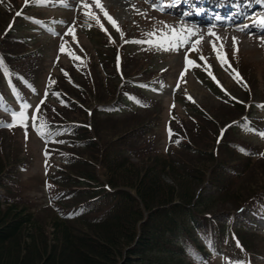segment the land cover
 <instances>
[{"label": "trees", "instance_id": "1", "mask_svg": "<svg viewBox=\"0 0 264 264\" xmlns=\"http://www.w3.org/2000/svg\"><path fill=\"white\" fill-rule=\"evenodd\" d=\"M5 54L0 52L3 65ZM99 66L110 100L98 95L93 70ZM61 68L64 76L55 79L56 92L42 106L36 131L0 126V264H207L212 248L231 239L228 226L216 216L246 204L264 207V186L253 192L238 189L264 153L241 146L235 123L225 136L233 144L215 139L212 147L199 145L202 131L195 134L183 126L171 131L174 144L161 149L150 121L104 138L94 119L116 99L118 84L109 82L116 78L114 69L92 54ZM15 78L17 71L4 65L1 96ZM231 107L240 111L227 123L245 113L244 105ZM41 125H46L43 135ZM4 133L15 141L21 136L31 142L36 134L46 139L45 154L57 162L49 205L23 197L20 175L31 153L28 158L11 149ZM43 211L50 214L48 220H40ZM237 237L244 249L256 251L259 237Z\"/></svg>", "mask_w": 264, "mask_h": 264}, {"label": "rangeland", "instance_id": "2", "mask_svg": "<svg viewBox=\"0 0 264 264\" xmlns=\"http://www.w3.org/2000/svg\"><path fill=\"white\" fill-rule=\"evenodd\" d=\"M20 1L21 0H16L17 8L20 6ZM261 1L264 2V0ZM30 2V5L43 6L42 9L45 7L48 10H37L34 9L33 6H30L31 9L41 11V17H44L42 20L36 18L32 19L35 25L38 24L43 27L35 28L34 26H28L30 30L34 31V36L32 37L31 34L29 36L22 31L21 26L24 24L21 21L17 22L16 31L20 29L21 32L14 33L13 36L30 37V40L34 41L31 42L32 47L37 50L33 52L30 57L14 59L13 67L15 70H25L28 74L35 75L37 80L41 82L44 87L50 89L47 80H44L45 76L56 68L54 67V63L59 59L60 61H66V52L69 50L70 45L75 44L74 40L77 36L81 37L85 51L89 53V50H91L97 62H105L110 69L113 67L115 49L110 51L102 47L103 37L98 34L102 31V28L96 21L88 19L85 15V9L82 7V3H87L91 6L90 11L94 13L96 17L106 19L92 0H62V3L61 0H46L44 5H38L34 3L33 0ZM157 2L158 1L154 0L152 3L146 4V6L145 3H141L140 0H101L104 9L119 25L120 31H117L110 23L112 26L111 32L120 36L121 43L126 41L127 35L130 39H133V43H136L135 41H144L141 38H149V33L154 34L153 38H158L161 34L167 33L170 27L176 29L189 27L183 22H175L172 13H170V15H161L158 11L162 12V8ZM169 3H171V0H163L162 5L163 7H167ZM133 6L138 11L133 10ZM259 7L261 6L259 5ZM14 10L15 7L9 11L4 6L0 5L1 39L2 34L8 30L7 26L12 23V20L9 21L11 17L10 12ZM261 14L264 15V11H262ZM180 16L182 17L181 13ZM52 17H55L57 20H51ZM50 21H55L53 23H56L58 27L50 28L45 25ZM151 28L156 30L152 31ZM189 28L195 31L193 27ZM70 29L74 30V37L68 34ZM124 32L127 33L124 34ZM90 33H92L93 39L89 41V37L86 35ZM216 34L219 35V33ZM97 35H100L102 38H98ZM255 36L256 38H238L241 40V43H237L238 49L241 52L240 63L238 64L233 61L234 65L244 74L249 82L248 86H251H249V90L247 89L248 86L246 87L245 84L237 82V80L233 78L231 68L229 69L227 65L222 67L217 61L211 48V44L217 42L214 37L205 35L203 43L199 46V53H191L190 58L194 60L196 64L200 65V67H191L186 74H183V77V54L189 51L187 45L183 49L176 51H163L158 49V51L148 57H146L147 52H145L144 57H138V52L141 53L142 48L149 46L146 45L147 43H136L132 46H125L126 51L121 53L123 57L122 69L124 75L125 73L126 75L128 74L129 78L135 77L136 74V76L144 75L147 79L151 74L158 71L163 76L166 75V85L149 87L148 92L145 94H141L133 87L128 88L126 90L127 101L120 106V109H118L115 115L96 114L94 121L95 126L100 130V136L104 138L112 137L134 125L137 126L150 121L151 124L154 125V129H152L154 139L157 141L159 147L163 149H166L170 143L169 137L166 136L168 130H164L168 126L174 130H179L184 126V128H189L193 131L196 130L194 131L195 134H197V131H202L201 134H197L199 135V145L202 147H212L213 142L218 136V128L222 127L223 124L230 121L232 118H235L240 111L237 108L231 107L228 102L225 103L226 100L229 99L228 97H235L240 101H257L264 99V67L263 65L261 67L260 64V60L264 59V46H262L261 43V40H264V34H256ZM220 38L221 40L217 43H222L226 49L231 51L233 48V39L231 40V38L223 36ZM195 40L196 38L192 37L189 44ZM62 45L64 46V52L60 51ZM4 48L10 53L18 51V49L15 48ZM38 50L42 52L43 55ZM97 51L100 53L106 52V54L102 57H98ZM134 54L137 56L132 59V55ZM201 55L207 60L208 64L211 65L210 70H205L203 66L204 61L199 59ZM102 58H105V60ZM228 63L232 66L229 61ZM93 73L94 80H96L99 85L100 91H98V95L104 100H110V97L105 95L107 94L105 86L100 82V80H106L107 78L104 75L103 69L99 66V68L93 70ZM56 75L57 73L54 77ZM213 76L215 79H213ZM109 82L111 86L115 87L116 80L109 79ZM136 82H138V80L134 78L130 83ZM80 83L84 84L85 79L81 78ZM144 83H147V80H144ZM214 85L220 86V90L221 88L222 90L218 91ZM64 87L69 89V86L66 84H64ZM137 95L143 97L149 95L160 102L157 107L148 109L145 108V105L149 106L150 104L141 105L138 103L136 101ZM25 96L31 98L32 101L30 102L32 103L28 105L32 108L39 98V93L34 96L33 93L26 92ZM187 96L200 104L201 109L209 113L211 117L204 116L202 112L199 114L188 113L185 106V98ZM262 106L264 105L256 104L255 109L261 111V115L264 117V107ZM7 107L6 105L4 108ZM20 107H17V110L14 112H19ZM173 107L178 108L173 110ZM26 114L28 116L27 122H29L31 119L30 110H26ZM70 118L79 119L73 114L70 115ZM9 119L12 121L11 115ZM12 135L11 133H4L2 135L11 140V149L18 151V153H22L21 155L25 157L28 156V158H30L31 153L30 162L27 164L25 171L20 175L23 197L30 201L31 204L34 203L39 206H41V204H47V200L50 199L52 194L48 187L51 189L52 186L50 182L47 185L45 179H51V175L55 168L53 164L57 165V162L54 160L48 162L46 159L41 160L40 151L42 152L43 150L44 152L46 149L42 141L35 136L31 142H27L23 137L21 138V136L17 137L19 141H15ZM251 138L264 147V137L253 134ZM240 140L243 144H250L247 139ZM24 144L26 146L29 144L30 149H26ZM263 186L264 158L256 161L249 174L239 184L238 189L244 192H253ZM39 216L41 221H45L48 220L50 214L48 211H43ZM225 220L233 225L239 224V226L257 229L264 223V214L256 213L254 210L243 209L240 212H236L233 219L225 217ZM262 228L263 227H260V229ZM262 233L264 235V231H262ZM256 243V248H253L256 250L254 253L263 257L259 258L257 264H264V239H259ZM225 253L226 252L222 251L217 253L216 259L214 258V264H224L225 255H230L231 260L238 259L242 264L245 263L246 257H237L236 252Z\"/></svg>", "mask_w": 264, "mask_h": 264}, {"label": "snow or ice", "instance_id": "3", "mask_svg": "<svg viewBox=\"0 0 264 264\" xmlns=\"http://www.w3.org/2000/svg\"><path fill=\"white\" fill-rule=\"evenodd\" d=\"M34 3L38 4V5H44L46 3V0H33ZM92 2L95 4V6L97 8L100 9V11L103 13L104 17L109 21V23H111L113 25L114 28L117 29V31H120L119 29V25L117 23V21L115 19H113L109 13L104 9L101 0H92ZM62 3V0H61ZM67 6V5H64ZM82 7L85 9V15L88 17V19L90 20H95L97 21V23H99L98 18L95 16L94 13H92L90 11V5L87 3H82ZM133 10H136L133 6ZM138 11V10H136ZM142 14V13H139ZM258 23H260L262 26H264V17H261L258 19L257 21ZM247 27V26H245ZM242 30V29H241ZM69 35L71 36H75V32L73 29L69 30ZM197 35L196 31H194L193 29L190 28H183V29H176L174 27H170L169 31L165 34H161L158 38H153L154 34L153 33H149V39L146 41H135L136 43H148L150 47L153 48H157L163 51H176V50H180L183 49L186 45L189 47V51L185 52L183 54V60H184V73H182V77L183 74H186V72L191 68V67H200V65L196 64V62L194 60H192L190 58L191 53L195 52V53H199V46L203 43L202 39H196L194 42H192L191 44H189V41L191 40V38L193 36ZM208 35L211 37L215 38V41H220L221 38L218 37L216 35V33L213 31V29H208ZM217 42H213L211 44V48L212 51L214 52L217 61L221 64L222 67L226 66L230 69L231 65L228 63L227 60V55L226 53L223 51V44L222 43H217ZM233 50L234 53H238L239 49L237 46V41L235 40V38H233ZM261 43L264 44V40H261ZM61 52H64V46L62 45L60 48ZM75 58V57H73ZM200 60L204 61V68L205 70H210L211 65L208 64L207 60L201 55L199 57ZM4 69V65L3 62L0 61V70ZM209 74L211 75L210 71ZM233 78L236 79L238 82H242L241 81V77L239 75L238 72H235V70H233ZM213 79H215V77L213 76ZM219 83V82H218ZM222 87V86H221ZM31 106L28 104H22L20 107V111L19 112H11V118H12V122L10 124H3L0 123V126L3 127H15V126H21V127H27V120H28V116L26 114V110L28 108H30ZM264 107V106H262ZM36 112H39V109H36ZM37 118L36 115L32 116V120L35 121ZM46 128V125H41V129L40 134L43 135V129ZM262 137H264V133L260 134Z\"/></svg>", "mask_w": 264, "mask_h": 264}, {"label": "bare ground", "instance_id": "4", "mask_svg": "<svg viewBox=\"0 0 264 264\" xmlns=\"http://www.w3.org/2000/svg\"><path fill=\"white\" fill-rule=\"evenodd\" d=\"M250 5L253 7V10H252V13L249 15V18L254 20L258 17L257 16L258 10H255V7H259L260 5L261 7H259L258 9L263 10L264 4L258 0H254ZM178 17L179 16L177 14L174 15L175 22L181 21ZM245 24L246 23L239 24L237 25V27H234L231 22H217V23L208 22L207 24H205V26L209 29L214 28L216 31L223 33L225 35H228V38H231V39H233L235 35L237 38H242V39L256 38L255 34L252 33V29L250 27H240V25L244 26ZM206 34L208 35V33Z\"/></svg>", "mask_w": 264, "mask_h": 264}]
</instances>
